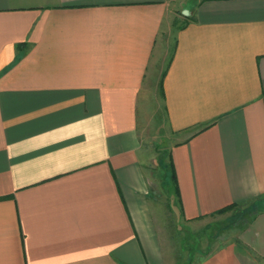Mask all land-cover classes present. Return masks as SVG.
I'll list each match as a JSON object with an SVG mask.
<instances>
[{
	"label": "crops",
	"instance_id": "1",
	"mask_svg": "<svg viewBox=\"0 0 264 264\" xmlns=\"http://www.w3.org/2000/svg\"><path fill=\"white\" fill-rule=\"evenodd\" d=\"M153 120L185 222L252 208L186 264H264V0H0V264H179Z\"/></svg>",
	"mask_w": 264,
	"mask_h": 264
},
{
	"label": "rangeland",
	"instance_id": "2",
	"mask_svg": "<svg viewBox=\"0 0 264 264\" xmlns=\"http://www.w3.org/2000/svg\"><path fill=\"white\" fill-rule=\"evenodd\" d=\"M167 140L156 120L146 126L143 145L148 162L147 172L150 173L154 190L153 197L156 199V207L163 223L159 226L162 230L160 235L166 247L165 252L171 257L181 253L182 259L179 264H186L185 254L189 253L192 256L197 250L207 254L234 238L238 229L252 213V208H247V204H243L239 206L238 213L216 215L209 218L208 223L185 222L175 205L173 187L168 176H165L169 145Z\"/></svg>",
	"mask_w": 264,
	"mask_h": 264
},
{
	"label": "trees",
	"instance_id": "3",
	"mask_svg": "<svg viewBox=\"0 0 264 264\" xmlns=\"http://www.w3.org/2000/svg\"><path fill=\"white\" fill-rule=\"evenodd\" d=\"M166 168L170 174V184H174L175 183V173H174V168H173V165L170 161V159H168V162L166 163ZM177 193V191H176ZM235 204H231V205H228V206H225L223 208H220L218 209L215 213H224L226 211H228L229 209L233 208Z\"/></svg>",
	"mask_w": 264,
	"mask_h": 264
}]
</instances>
